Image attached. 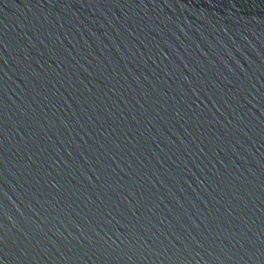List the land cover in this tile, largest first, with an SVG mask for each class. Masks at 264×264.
<instances>
[{"label":"water","instance_id":"95a60500","mask_svg":"<svg viewBox=\"0 0 264 264\" xmlns=\"http://www.w3.org/2000/svg\"><path fill=\"white\" fill-rule=\"evenodd\" d=\"M0 264H264V0H0Z\"/></svg>","mask_w":264,"mask_h":264}]
</instances>
